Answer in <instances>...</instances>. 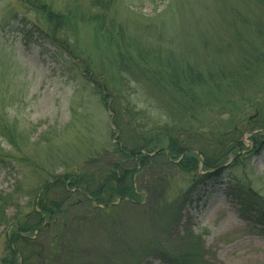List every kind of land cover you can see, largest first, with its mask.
<instances>
[{"label": "rangeland", "instance_id": "374dc122", "mask_svg": "<svg viewBox=\"0 0 264 264\" xmlns=\"http://www.w3.org/2000/svg\"><path fill=\"white\" fill-rule=\"evenodd\" d=\"M46 1L57 10L75 5V0ZM168 1L133 0L116 11V23L127 29V36L141 40L147 34L160 37V27H165L162 21L171 22L166 17L175 15L180 26L173 29V25H167L165 36L175 40L171 47L161 48L162 60L171 52L184 57L190 49L196 52L192 66L208 69L213 65L209 63L214 62L212 71L218 65L226 73L237 71L245 62L247 70L252 69L256 76L252 74L236 96L248 97L254 108L240 112L239 106L212 109L201 105L197 109L199 123L193 121L192 125L196 124L201 135L197 142H192L197 158L194 172L177 169L183 155L169 156L165 141H160L157 148L141 150L139 155L146 159H136L132 167L125 166L137 167L132 176L137 202L129 204L123 200L126 203L116 213L105 212L110 222L97 227L86 242L96 250L110 247L107 231L115 239L138 237L139 246L151 248L157 244L179 254L190 241L202 246L203 264H264V228L252 211L243 213L237 198L242 189L264 200V92L259 91L264 88V60L259 61L264 56L262 0H173V13H165ZM11 20L15 22L10 23ZM40 21V15L23 8L19 1L0 0V119L14 130L12 147L0 140V155L5 163L0 165V203L1 198L5 199L0 215V264L6 261L3 258L9 253L7 245L18 223L39 199L40 187L47 180L80 167L88 158L111 150L121 139L113 116L94 94L98 93L94 84L97 75L104 76L109 91L115 95L125 89V100L116 97L109 103L113 102L118 109L130 103L137 111L135 114H142L139 124L147 128L156 126L157 131L158 127L173 130L174 126L167 100L159 96L154 104L142 85L130 82V77L120 81L117 67L111 65V61L116 64V51L112 48L107 53L102 38L91 26L64 28L57 36L50 31L58 41L70 38V56L38 36L35 31ZM174 30L178 38L173 35ZM156 40L146 43L158 48ZM192 44L194 49L190 48ZM73 58L78 66L71 65ZM87 71L96 77L92 79ZM149 101L153 105L150 110ZM211 133L221 136L208 142ZM122 138L125 140V135ZM215 140L224 143V161L219 170L205 174L204 162L216 151ZM159 151L168 158L158 155ZM6 156L15 161L8 164ZM194 175L202 180L198 184L197 179L191 190ZM141 181H145L142 185H147V191L138 192ZM121 200L114 199L108 207L121 204ZM181 200L186 204H180L177 214ZM156 209L160 218L153 216ZM119 216L126 218L119 222ZM163 263L155 256L144 262Z\"/></svg>", "mask_w": 264, "mask_h": 264}, {"label": "trees", "instance_id": "16d2710c", "mask_svg": "<svg viewBox=\"0 0 264 264\" xmlns=\"http://www.w3.org/2000/svg\"><path fill=\"white\" fill-rule=\"evenodd\" d=\"M14 1H19L23 8L28 7L31 12L34 11L40 15L41 23L39 26H35L37 29L35 32L43 40L56 46L59 51L68 53L70 56H72L68 50L72 42L70 38L66 37L58 41L52 33L57 36V33L64 28L74 30L77 25L91 26L94 29L93 32L95 31L96 35L102 38L106 52L113 51V49L116 51V55H118L116 64L111 61V65L117 67L120 81H125L124 78L130 77L132 80L130 82H134L137 86L142 85L146 91L148 90L147 92H150L149 99L154 104L158 102L159 96L160 99L167 100L171 108L170 122L174 126L173 130L158 127L157 131L156 126L147 128L139 124V117L142 114H135L137 111L132 109L133 106L130 107V103L126 102L123 109L116 108L113 102L109 103L116 97L125 100L126 98L122 94L125 93V89H122L121 93L117 91L118 93L115 95L116 93L109 91V83L104 76L97 75L98 79L96 81L94 79V84L98 93L94 94L99 96L104 108L113 116V124L116 126V130H119L117 132H120L121 139L119 137L111 150L88 158L80 167L59 177L51 178L40 187L39 199L28 207L29 213L21 219L9 239L7 245L9 253L3 258H6L3 264H144L147 258L152 256L164 260L163 264H203L202 246L190 241L185 245V250L179 254L159 248L157 244L151 248L145 245L139 246L138 237L124 238L122 236L121 240L120 238L115 239L116 237L113 235L111 237L107 231L106 234L109 237L106 240L110 247L96 250L86 241L93 237L97 227L106 226L110 222L111 218L105 212L115 210L116 213L122 204L137 202L135 201L136 196H134L136 188L133 186L132 179L134 173H137V167L125 169V166L132 167L136 159L144 161L146 158L139 155L141 150L149 151L157 148L160 141H165L169 156L176 158L183 155L180 167L177 166V169H182L183 172L186 169L194 172L197 158L193 154L192 142H197L201 135L198 134L200 131L195 128L196 124L192 125L193 121L199 123L195 112L202 107H211L212 109L231 107L235 109L239 106L240 109L242 108L240 112L244 108H254V105L250 104L251 99L236 96V94H240V86L247 84L252 78V74L256 76V73H251L252 69L247 70L245 62L241 65L243 70L233 71V69V72L229 73H226L219 65L216 68L218 71H212L211 66H214V62L209 63L213 65H210L208 69L192 66V57L196 52H191L190 49L184 57L170 51L169 57L162 60L161 48L171 47L175 40L165 36L169 28L167 25H173L174 29L180 24L177 23L174 15V18L166 17V19L172 20L171 22L169 20L162 21L165 27H160V37L154 34L155 38L147 34L138 40L127 36V29L121 28L119 23H116L115 13L118 9L127 7L133 0H75L74 7L64 8L66 11L64 9L57 10L50 1L46 0ZM172 1H168L165 13L172 12L174 2ZM216 2L214 1V3ZM262 3L264 13V0ZM183 9L184 7H181V10ZM12 22L15 21L11 20L10 23ZM173 35L178 38V33H175V30ZM154 39H158L156 40L158 48L149 47L146 43ZM190 48L194 49L195 47L192 44ZM121 50H125V52L118 53ZM74 60L75 58L71 59V65L78 66L79 63ZM260 60H264V56H260ZM82 68H86V65ZM87 72L92 79L93 76L96 77L95 73L91 75L92 73ZM259 91L263 93L264 88ZM107 100L108 102H106ZM152 106L149 101L147 108L150 110ZM153 110H156L155 106ZM178 111L183 113L180 114ZM140 119L142 120V117ZM5 121L0 119V140L12 147L14 143L11 135L14 130L13 127L7 126ZM122 134L125 135V140L122 138ZM215 136L221 135L218 133L212 135L211 133L208 142ZM222 137L226 138L227 135L223 134ZM215 143L216 151H212L209 159L204 162L203 171L205 174L219 170L224 161L226 153L221 151L224 143H218L217 140ZM164 154L163 151L158 153L161 156ZM213 154L216 156L212 157ZM6 157L8 164L15 161L11 160V162L10 157ZM164 157L168 158L167 155ZM2 164L5 163L0 155V165ZM143 175L141 178L144 180ZM196 176H193L194 183L190 184L191 190L197 179H199L198 184L202 180ZM143 182L145 181H141L137 187L138 192L147 191L148 187L147 185L143 186ZM150 184L153 185L152 182ZM116 198L122 199L121 204L108 207ZM237 198L240 200L243 213L247 214L252 211L258 224L264 228V200L249 190L243 192L242 189H239ZM1 201L0 215L3 213L5 199L1 198ZM180 204L185 205L186 203L184 200L179 202L177 214L181 208ZM102 206H106L104 210L101 209ZM160 215L161 213L157 209L153 212V216L156 218H160ZM123 218L126 217L119 216L118 221L120 222Z\"/></svg>", "mask_w": 264, "mask_h": 264}]
</instances>
